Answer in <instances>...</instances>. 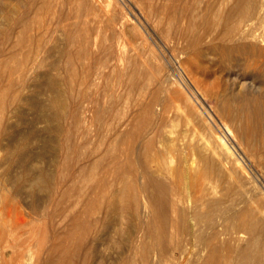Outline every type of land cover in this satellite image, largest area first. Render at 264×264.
<instances>
[{
    "label": "rangeland",
    "instance_id": "rangeland-1",
    "mask_svg": "<svg viewBox=\"0 0 264 264\" xmlns=\"http://www.w3.org/2000/svg\"><path fill=\"white\" fill-rule=\"evenodd\" d=\"M41 1L42 0H26L28 4L24 12L27 11L28 13L31 11L28 13L29 15L31 14V17L33 16L32 14H34V17H32V20L29 21L27 26H11L13 28L12 34L14 35L11 36L10 39L5 36L3 37L4 33H0V60H3L2 63L4 62L2 66L7 67V70H5L6 68L4 69L5 74L8 75V69L10 71V67L12 68V80L15 81L14 83L16 84L14 88L5 91L2 86L7 82V75L1 74L2 81L0 88L4 91L0 92L7 93L5 95L3 94L4 99H0V116L4 114L3 111L5 112V115L0 117V264H30L31 250L34 253H38L41 257H45L46 254L44 255V253H42L40 243L44 240L52 239L54 232L52 229L44 231L40 223H42V221L46 223L61 222L62 228L57 231L64 233L67 228L63 225H66L73 219L75 215L73 211L85 205L89 198L88 196L91 194L90 187L95 180L98 181L102 176H105L106 180L108 179L105 188V190H108L107 196H111L112 194L110 193L114 194V192L117 191V177L110 171L111 169L106 171L102 169L104 161L98 166L99 169L98 167H96L97 169H90L93 171H90L88 169L90 167L87 166L84 174L79 176L74 173L72 164H74L76 158L86 163V157L84 156L87 154H92L91 158L94 156L96 157L98 153L94 152V150L98 151L99 147L100 149L106 147L109 142L108 139L110 138L109 133L117 120L121 119V116L125 114L142 113L144 105L152 106V111H149L151 113H148L145 119H142L145 122L161 119L164 126L162 130H165L163 132V134H165L163 135L165 144H162L167 145L170 143V140L175 138L174 140L178 144L180 143L189 151L186 155L187 162L192 161L194 164H199L205 157L209 160L211 159V152L207 150L210 144H214V137L211 136V133H213V135L214 132H217L219 135L223 134L222 136L230 143L234 157L248 174L245 178L237 181L238 183L235 182L232 177L228 178L229 180L224 177L221 181L223 184H221L220 187L228 191L227 198L231 196L230 200H233L231 202H233L235 210L238 211V216L248 221L253 228L252 230H255L252 232L258 238L260 237L258 239L259 245L254 247V252L256 253L257 251V254H259L260 252L258 251H261L262 262L258 263L264 264V253H262L264 252V196L261 194V191L264 192V145H262L264 144V110H256L255 112L252 111L253 108L250 107L249 116H246L242 120L241 132L244 133L243 135L245 138L248 137L249 141L250 151H247L246 145L239 140L238 137L232 138L226 133L222 124L223 117L221 107L218 106L217 103L222 94H227L229 97L231 96L232 99H235V94L237 99L245 97V99L248 100V97H250L248 101H252V95H254L253 99L255 97L260 99L261 97L259 95V98L258 94L261 93L262 98H264L263 90L258 89L255 91V88H253L251 93L249 92L250 89L247 88V82L251 80L252 77V79H254L253 82L256 84L258 82L261 84L264 81V69H259L258 67L253 69V65L249 66L250 61H246L245 58L247 57L242 53L239 54V52H232L230 57L232 59L233 56V59H228L230 63L226 61L225 63H221V65L220 62H218L217 54L209 52L206 49L207 46H204L209 43L207 39H204L206 42L202 40L203 43L202 41L200 42V40H192L194 39V35L200 31V19L198 20V17L191 18V13H188L186 6H188V4L194 5L197 0H193L194 3L192 0H95L96 2H94V0L93 2L89 0V3L91 2L93 4L90 3L91 10L95 9L92 10L93 13L91 14L93 17H96V20L93 19L90 25L91 27L92 23L93 25L96 23V25L93 26V29L96 31H92L93 29L90 28V33L92 32V36L95 35L96 37H93L95 45L93 43L91 44V55H88L89 57L86 54L77 55L76 51L78 48L76 47H78L79 43L75 41L77 45L75 43L72 44L73 46L70 44L68 45L66 36H64L65 34L62 31L64 29L63 25H65L67 21H70L66 20V11H69L71 16H73V11L79 10L78 8L81 9L78 12H83L82 8L84 5L72 1L70 4L65 3L62 7L61 5L56 6V2H52L50 6L47 4L39 9L37 7L40 6ZM94 3L95 6L99 3L97 9ZM29 4L32 6H29ZM101 5L104 9H107L105 11H103V8L102 10L99 9L102 7ZM148 5H152L150 6L152 9H150ZM195 5H198V1ZM85 7L88 8L89 5H85ZM85 7L83 10L87 9ZM163 7L166 9L162 10ZM69 8L70 10H68ZM160 8L161 12L159 10ZM85 11L83 13H85ZM96 11L101 13L98 14ZM107 11L114 13L116 20L118 19L115 25L109 22H107L108 24L106 23L105 20H108V14H111L110 12L107 14ZM94 12L98 14V16H101L102 19L100 17L99 19L101 20H97L98 16ZM104 12H106L105 15ZM159 12L160 14H158ZM157 15H159V17ZM1 16L2 14L0 17ZM92 16L90 15L89 18L91 19ZM121 17L123 21L120 19ZM1 19L4 21V17H1ZM194 20H196L197 23H194L195 26H193ZM101 21H103L102 25H100ZM119 21H121L120 23L127 21V23L125 22V26L123 24L122 26L119 24ZM171 21L173 23H171ZM181 21L184 22L182 23ZM133 25L134 27H131ZM21 29L23 31L20 33ZM45 30H47V33H45ZM217 30L218 28H214V32H212L217 33ZM191 31L194 32L190 33ZM42 32L44 33L42 36L43 38L40 37ZM183 34H187V36ZM16 37H19L18 41L20 43L23 40L20 44L22 46L18 45L16 48H12L11 44L13 40H16ZM186 39L191 41L189 42ZM99 42L101 45H99ZM108 46H112L109 51ZM70 47L71 53L69 50ZM196 47H198V49ZM94 49L97 52H94ZM111 52L112 54L115 53L112 56L109 55V59L112 58V62L107 63L110 62L109 59L106 60L107 62L103 61L106 55ZM105 53L106 55H104ZM99 54H103L105 57L102 59V56L98 57ZM211 54H214V59L211 57L213 56ZM84 55L85 57L82 59L81 57ZM7 57H11L12 59ZM215 57L217 59H215ZM97 59L101 62L99 61V63ZM242 59L247 62V65L244 64L245 61H242ZM87 60L90 61L88 62ZM232 61L235 63L237 62V64H234ZM82 62L86 65H82ZM105 62L108 64V67L105 66ZM224 64H226V66ZM243 65H245V68ZM2 66L0 65L3 69L4 67ZM95 66L100 67L97 69ZM248 66L252 68L249 70ZM83 69L86 70L84 71ZM0 73H4L3 70L0 69ZM236 77L239 78L237 79ZM241 81L242 83H240ZM237 85H239V90ZM226 88H230L231 90L229 89V91ZM200 89L201 93L199 92ZM239 93L240 97L238 96ZM243 93H247L248 95L246 94V96H243ZM256 93L258 94L256 95ZM12 94L14 97L16 96L15 99ZM188 99L189 101H187ZM2 102H5V104H2ZM231 106H233V104H231ZM111 107L113 109L112 116H108L107 112ZM102 108H104V110ZM73 110L76 114L80 115L81 119L79 117V121H74L75 119L72 117ZM197 110L201 113H196ZM95 113L99 114V117H96V115H94ZM202 117L205 121L202 120ZM82 118L84 119L82 120ZM247 118H249L248 121ZM136 119L135 117L134 122L139 120V118L138 120ZM211 130L214 132H211ZM206 139L211 142L208 143L209 146L206 145L208 142ZM129 140L131 142L134 140V144L137 146L140 145L139 139L134 138ZM162 144H160V146ZM120 145L122 144L116 142L113 147L115 148V146H117V148H119ZM251 148L254 151V156H252L253 153L251 152ZM256 155L262 159L256 158ZM259 160L261 162H259ZM43 171L48 173L49 179L52 182L48 179L47 183H42L43 185L40 184L31 187L28 181L29 174L32 173L31 175H37L41 174ZM21 176L24 177L22 178ZM90 182L91 184H89ZM13 185L15 188H13ZM137 195L138 203H140L138 204L136 213L138 219L134 217L130 220H128V217L123 219L119 212V214L116 213L114 207H108L105 198L102 199V195L100 196L99 194L96 196L98 199H95L93 210L86 213L84 218L93 221L94 219H101L102 216L107 213V223L105 222L104 227L102 225L99 227L98 225V228H92L91 231H87L88 235L89 233L93 235L94 232H97V234H94L105 237V240H103L104 238L100 239L102 236L97 237L100 241L102 240V242H104V247H101L99 252H97V249L96 253H94L92 259L93 264H113L115 259L122 256L120 254H125L126 249L125 252L122 250V253L120 249L123 248L111 244L114 242V235H120L125 238L126 236H132L131 234H135L136 236L134 235V238L136 239L141 233L143 234L140 224H146L145 221L150 215H148V208L143 209L142 204H144L145 199L142 193H138ZM77 202H79V204L81 202L78 208V205H76L78 204ZM97 203L99 205L101 203L104 204V206L102 205L103 211L101 206L99 210ZM71 204L73 205L72 207L70 206ZM146 211L148 214H146ZM100 212L101 214H99ZM120 220L122 221L120 222ZM135 220L138 222L137 228ZM141 220L142 222H139ZM38 225L40 226L38 227ZM116 225H119V227L115 232L114 228L117 227ZM168 227L169 226L166 228L169 232L170 227ZM135 229H137V233ZM33 233H36L35 236ZM105 234L109 235L111 238H106L107 236H105ZM73 236L74 235H72V238ZM244 236L248 237V234ZM124 238H122V240H124ZM143 238L145 239L144 236ZM147 238L146 240L148 241L149 238ZM107 239H111V241L109 240L110 244L107 243ZM117 239L121 240L119 236H117ZM244 239L246 240V238ZM244 239L242 240L243 242ZM49 241L50 240L47 242ZM12 243L13 245H11ZM67 243L70 246L71 241ZM35 244L37 246H35ZM35 247L36 249H34ZM29 248L32 249L30 250ZM116 248H119V250H116ZM101 252H104V254H101ZM2 253L4 255L3 258ZM66 255L63 262L64 264L69 261L68 254L66 253ZM205 256L204 253L203 257ZM18 258H23L24 260L19 261ZM21 261L22 263H20ZM141 263L144 264V262Z\"/></svg>",
    "mask_w": 264,
    "mask_h": 264
},
{
    "label": "bare ground",
    "instance_id": "bare-ground-1",
    "mask_svg": "<svg viewBox=\"0 0 264 264\" xmlns=\"http://www.w3.org/2000/svg\"><path fill=\"white\" fill-rule=\"evenodd\" d=\"M72 1H76L77 4L81 3L82 5H84V7H85V5H89V7H90V5L92 4L91 2H90L91 4L89 3V0H60V1L42 0L40 6H38L37 8L40 9V8H42V6L44 7V5H47V4H49V6H50L52 2H54V3L56 2V6L61 5L63 7L65 3L70 4V2H72ZM197 1H198V5H195V3L197 4ZM197 1H195V3H194L192 0L194 5L188 4V6H186V10L188 11V13H191L190 14L191 18L192 17L193 18L198 17V20L200 19L199 20L200 31L197 30L198 33L196 35H194V39H192V40H196V41L200 40V42H201L202 40L205 41L204 39H207L209 43H208V45L205 44L204 46H207L206 49L209 52H212V53L214 52L215 54H217L216 56H217L218 62H220V64L225 63L226 61H228V59L230 60L231 59L230 56H231L232 52H236V53L239 52V54L242 53L244 56L247 57L245 59H246V61L247 60L250 61L249 62L250 64L249 63L248 64H249V66L253 65V69H255L257 67L259 69L260 68L264 69V0H197ZM92 2H93V0H92ZM94 2H96V1L94 0ZM27 4L28 3L26 2V0H25V2H24V0H0V12L2 14L1 17H4V21L0 17V33H4L3 37L5 36L8 39H10L11 36L14 35V34H12L13 28L11 26H13V27H18V26L24 27V26H27V24H29L30 20H32V17H34V14H32L33 16L31 17V14L30 15L28 14L31 11H29L28 13H27V11L24 12V9L26 8ZM97 5H99V3ZM97 5L95 6V3H94V6L96 9H97ZM152 5H150V6H152ZM29 6H32V5L29 4ZM94 6H93V8H94ZM84 7L82 8V11L84 12L86 10L85 13L78 12L81 10L80 8H78L79 10H77L75 12L73 11V16H71L69 11H66L67 13L65 12L67 15L64 13L66 15L65 16L66 20H70V21H67L65 23V25H63L64 29L62 31L65 34L64 36H66V40H67L68 45L69 44L72 45L73 43H75V41H77L79 43L78 47L74 46V47L78 48L76 51L77 55L78 54L79 55L80 54H86L88 56V55H91L90 46L92 47L91 44L92 43L94 44V42H95L93 37H96L95 35L92 36V34H91L92 32L90 33V28L93 29V26L96 25V23L94 25L92 23L91 27H90V25H91V22L93 21V19L96 20L95 19L96 17H93L91 14V13H93L92 10H95V9L91 10V7L90 8L85 7L87 9L83 10ZM37 8H36V12H37ZM59 8H61V7H59ZM98 8H99V6H98ZM102 8L104 9L103 6L99 9L102 10ZM106 9L107 8H105L103 11H105ZM150 9H152V8L150 7ZM163 9H166V8L163 7L162 10ZM27 10H30V9H27ZM59 10H61V9H59ZM66 10H67V8H66ZM68 10H70V8ZM159 10L161 12V8ZM96 12L98 14L101 13V12L99 13L98 11H96ZM109 12L111 13V11H107V14ZM160 12L158 14H160ZM178 12H179V10H178ZM89 13L92 16V18H91L92 20L89 18V16H90ZM98 14H96V15L98 16ZM105 14H106V12H104V15ZM52 15H53V13H52ZM157 16L159 17V15H157ZM175 16H176V12H175ZM71 17H72V19H71ZM100 17L101 16H98L97 20H101L102 17H101V19H99ZM120 19L123 21L122 17ZM126 19H127V17H126ZM160 19L162 21L161 17H160ZM117 20H116L115 14L111 13V14H108V20H105V21H106V23L109 22L112 25H115V22ZM124 20H125V18H124ZM120 22L121 21H119V24L120 25L123 24L124 26H125V22L127 23V21H125L123 23H120ZM97 23H99V22H97ZM102 23H103V21H101L100 25H102ZM171 23H173V22L171 21ZM194 23H196V20H194L193 24ZM134 25L131 27H134ZM38 26H41V25H38ZM193 26H195V24ZM60 27H62V26H60ZM110 27H113V26H110ZM189 28L192 29L191 27H189ZM214 28H218L217 33H213ZM26 29H28V28H26ZM98 29H99V27H98ZM112 29H114V28H112ZM60 30H61V28H60ZM94 30L95 29H93L92 31H94ZM100 30H101V28H100ZM192 30H194V29H192ZM21 31H23V30L21 29L20 33H21ZM15 32H17V31H15ZM193 32L191 31L190 33H193ZM45 33H47V30H45ZM195 33H196V31H195ZM43 35H44V33L42 32V35H40V37L43 38L42 37ZM183 35L187 36V34H183ZM19 37H16V40H13V42L11 44L12 48H16L18 45H20L23 42V40L21 43L18 41ZM29 37H30V35H29ZM40 37H39V39H40ZM184 40H185V38H184ZM186 40H188V39H186ZM203 41H202V43H203ZM99 45H101L100 42H99ZM20 46H22V45H20ZM110 47H112V46H110ZM110 47L108 48V51H109V49H111ZM76 48H75V50H76ZM196 48L198 49V47H196ZM69 50L71 53V47ZM108 51L106 50L107 53H108ZM94 52H97V51L94 49ZM112 52L107 54V55L105 53L104 55H106V57L103 54L102 55L99 54L98 57L102 56V59L105 57L103 59V61H106L107 59L110 58V56L115 54V53L112 54ZM196 52H198V51H196ZM10 54H12V53H10ZM94 54H96V53H94ZM211 55H213L211 57H213V59H214V54H211ZM84 57H85V55L81 58L84 59ZM7 58H9V57H7ZM22 58H24V57H22ZM74 58H75V56H74ZM217 58L215 57V59H217ZM232 59H233V56H232ZM109 60H110V62H107V61L106 62L111 63L112 58ZM209 60H210V57H209ZM2 61L0 64L1 66L4 64V62L2 63ZM87 61L89 62L90 60H87ZM99 61L100 60H98V62ZM242 61H245V60L242 59ZM246 61L244 62V64L247 65ZM232 62H234V61H232ZM105 63H104V65H105ZM107 63L105 66L108 65ZM213 63H214V61H213ZM234 64H237V62L236 63L234 62ZM242 64H243V62H242ZM82 65H86V64L83 63ZM224 65L226 66V64H224ZM100 66H98V67H100ZM109 66H110V64H109ZM244 66L245 65H243V67ZM249 66H248V68H249ZM2 67H4V66H2ZM95 67H97V66H95ZM98 67H97V69H98ZM107 67H105V68H107ZM232 67H234V66H232ZM8 68H9V66H8ZM250 68H252V67H250ZM250 68H249V70H250ZM0 69L3 70V72H4V73H0V84H1V81H2L1 74H5V70H7V67H4L3 69L0 67ZM246 69H247V66H246ZM7 72H9L8 75L5 74V75H7V78H6L7 82L4 81L5 84L2 86V88L5 91L6 90L9 91L10 88L12 89L16 86V84L14 83L15 81L12 80L13 79L12 78V73H13L12 68L10 67V71L8 69ZM93 78H94V75H93ZM252 78H251V80L247 79V80H249L248 82L246 80V82L248 84L247 88L250 89L249 92H251L253 90V88H255V91L260 89V90H263V92H264V81L261 84L259 82L256 84L255 82H253L254 79H252ZM237 82H239V81H237ZM240 83H242V81ZM237 86H238V90H239V85H237ZM2 88H0V89H2ZM3 89L0 91H4ZM226 89H228V88H226ZM199 92L201 93V89ZM238 92H236V93H238ZM242 92H244V91H242ZM6 93L0 92V99H2V98L4 99V95ZM119 93H120V91H119ZM181 93H183V92H181ZM246 94L247 93H243L242 95L246 96ZM257 94L258 93H256V95ZM231 95H232V92H231ZM259 95L261 98L259 97ZM238 96L240 97V93ZM234 97H235V99H232L231 96L229 97L227 94H224V95L222 94V96H220V100L218 99L219 102L217 101L218 106L221 107V112H222V117H223V123L222 124H223L227 134H229L232 138L238 137V139L241 140L246 145L247 151H250L248 137L245 138V136L243 135L244 133L241 132L242 131L241 125L243 122L242 120L246 116H249L250 109H251L250 107H252L253 108L252 111H255V112H256V110L263 111L264 110V98H262L261 93L258 94V97L260 99H258L257 97H255L253 99L254 95H252V97H251L252 101H248L250 99V97H248V100H246L245 97L237 99L236 94ZM13 98L15 99L16 96L14 97V95H13ZM2 101H4V100H2ZM187 101H189V99ZM108 103H109V101H108ZM2 104H5V102L4 103L2 102ZM231 104H233V106H231ZM112 107L107 112L108 116L109 115L112 116V112H113ZM196 107H197V105H196ZM140 108H141V106H140ZM212 108H214V107H212ZM102 109L104 110V108H102ZM87 110H88V108H87ZM92 110H93V108H92ZM114 110H115V108H114ZM116 111L118 112L117 109H116ZM149 111H152V106L144 105L143 106V112L141 110L142 113H133L131 115H129V114L124 115L123 114L124 116H121V119L117 120L114 127L111 129V131L109 133V137H110L109 139L110 140L108 139L109 142L106 145V147L102 148L103 147L102 146L101 147L102 149H100V147H99L98 151L94 150V152L98 153V154H96L97 155L96 157L94 156L93 158H91L92 154L91 155L87 154L86 156H84V157H86V159H85L86 163L81 162L79 158H76V159L74 158L75 160H74V164H72L73 165L72 169H74V173L77 174L78 176L84 174V172L87 169V166L90 167V168H88L90 170L91 168H96V167L100 166V163L102 161H104V163L102 164V169L105 171L111 169L110 171L113 172V174L117 177L116 182L118 183L117 184L118 189L116 188L117 191L115 190L116 192H114V194L110 193V194H112L111 196H107L108 190H105V188H106V184L108 182L107 181L108 179L106 180L105 176H102L101 178H99L98 181H96L94 179L95 181L94 182L92 181L93 183L90 187L91 194H90V196H88L89 197L88 200L86 201L85 205L82 208H78L79 205L81 204V202H80V204H79V202H77L78 204H76V205H78L77 206L78 209L73 211V212H75L73 219L70 222H68L66 225H63L64 227L66 226V228H67V230H65L64 233L57 231L58 229L62 228L61 222L46 223L45 221H42V223H40L41 228H43L44 231L45 230L49 231L52 229V231L54 232L53 233L54 235H53L52 239H48V240H50L49 242H47L48 240H44V241H42V243H40V248H41L42 253H44V255L46 254L45 257L44 256L41 257L38 253H34L31 250L32 248H29L31 250L30 264H64L63 263L64 259L67 256L66 253L68 254V257H69V261L66 262V264H93V262H92L93 261L92 260L93 255H94V253H96L97 249H98L97 252H99V249L101 247H104V242H102V240L100 241L99 238H97V237H100L102 235L97 236V235H95V234H97V232L96 233L94 232L95 233L94 234L93 231H92L93 235L90 233L88 235L87 231H89V230L91 231L92 228H98L97 227L98 225H99V227H100V225H102L104 227L105 222H106V215H107V213L104 214L101 219H94V220L92 219L93 221L84 218L86 213H88L89 211L91 212V210H93V207L95 206V199H98L96 196H98L99 194H100V196L102 195L101 197H103L102 199L105 198L106 205H108V207H114L116 210V213L119 212L120 215L123 217V219L125 217L126 218L128 217V220H130V219H133L134 217H136V213L138 210L137 209L138 204H140V203H138V200H137L138 199L137 198L138 193L139 194L142 193V195L145 199V201L143 200L144 204H142V205H143V209L148 208L149 214L147 211H146V214L150 215L149 216L150 219H149V217H147V220L145 221L146 224H140L141 226L139 225L142 228L143 234L141 233V235H139L138 238H136V239L134 238L136 235L134 234L135 235L134 236L131 233L130 234L132 236H129V237L126 236L125 238L121 237L120 235H117L120 237L121 240L117 239V236L114 235V239H113L114 242L111 244H115V245H118L119 248L120 247L123 248V249H120L121 250L120 252H122V253H123L122 250H124V252H125V249H126L125 254H120V253L116 252L122 256L119 255L120 256V257L118 256L119 258L116 257L117 259H115V261L113 260L115 262V264H140L141 262H144V264H187V263L188 264H201V263L202 264H259L260 262H262V255L260 254L261 251H258V252H260L259 254H257V251H256V253L254 252V247L259 245L258 239L260 237L258 238L252 232L255 230H252L253 228L251 227V225L249 224L248 221L243 220L238 216V211L235 210L233 202H231L233 200H230L231 196L227 198V196H228L227 192L228 191H226L225 189L220 187V185L223 184V183H221V181L224 177H226L227 180H229L228 178L232 177L233 180L235 182H237L240 179L245 178L246 175L248 174L244 170L243 166H241L239 164L238 160H236V158L234 157L232 146L230 145V143L222 136L223 134L219 135L217 132H214L211 130V132H214V135H213V133H211V136L214 137V141H213L214 144L213 145L210 144V146H209L208 143L210 142V140L206 139V141L208 140L206 145L209 146V147H207V150H210V152H211L210 154L212 155L211 159L209 160L207 157H205V158L203 157L204 159H202V162L199 161L200 162L199 164L198 163L194 164L192 161L187 162L186 161V155L189 151L187 150L186 147H183L180 143L178 144L174 140L175 138L172 140L169 139L170 143L167 145H164L165 143H164L163 135H165V134H163V132L165 130H162V127H164V126H163V121H161V119H157L156 121H146V122L143 120L148 115V113H151ZM197 111H196V113H198V114L201 113V112L199 113V110H197ZM94 112H96V111H94ZM259 112H258V114H259ZM3 113H4L3 115H5L4 111H3ZM93 113H92V115H93ZM3 115H1L0 117H2ZM94 115H96V117H99V114H97V113H95ZM100 115H101V113H100ZM254 115H255V113H254ZM151 116H152V114H151ZM72 117L75 119L74 121H79L80 115L76 114V112H74V110H73ZM135 117L137 118L136 120H138V118H139V120L136 122H134ZM249 118H252V117H249ZM249 118H247V121ZM80 119H81V117H80ZM83 119L84 118H82V120ZM202 120H203V117H202ZM203 121H205V120H203ZM245 123L247 124L248 122H245ZM129 127H131V128H129ZM208 129H209V127H208ZM3 130H4V128H3ZM205 130H206V128H205ZM134 138L139 139L140 145L137 146L134 144L135 143L134 140H133L134 142L133 141L131 142L129 140V139H134ZM116 142H118L122 145H120L119 148H117V146H115V148H114L113 146H114V144H116ZM162 143H164V144H162ZM263 143H264V141H263ZM73 144H75V143H73ZM160 144H162V145L160 146ZM262 145H264V144H262ZM73 147H75V146H73ZM252 147H253V145H252ZM251 152L253 153L252 156H254L253 149L251 150ZM256 158L262 159L259 156H257ZM259 162H261V161L259 160ZM186 163H188V164H186ZM136 164H137V166H136ZM98 169H99V167H98ZM90 171H93V170H90ZM31 174H29L30 176L28 177V181H29V184L31 187L40 185L42 183L44 184V182L47 183V181L49 179L48 173L44 172V171L41 174H37V175H31ZM69 174H70V172H69ZM26 175H24V176H26ZM100 175H101V173H100ZM98 177H99V175H98ZM92 179H90V180H92ZM96 179H97V177H96ZM71 180H73V179H71ZM239 183H241V182H239ZM89 184H91V182ZM19 186H18V188H19ZM111 186H112V184H111ZM13 188H15L14 185H13ZM261 194L264 196V192L261 191ZM262 195H261V197L263 198ZM106 197H107V199H106ZM76 200H78V199H76ZM97 202L99 203L98 200H97ZM75 203H74V205H75ZM102 205L104 206L103 203H101L100 205L98 204L97 206H98L99 210H100V206H101V209L103 211ZM70 206L72 207L73 205L71 204ZM67 209H68V207H67ZM110 209H112V208H110ZM71 210H72V208H71ZM97 213H98V211H97ZM99 214H101V212ZM120 215H118V216H120ZM67 216H70V215H67ZM257 216H259V215H257ZM97 217H98V215H97ZM137 217H138V215H137ZM141 219H144V218H141ZM61 220H62V218H61ZM121 221L122 220H120V222ZM139 222H142V220ZM137 223L138 222L136 221V228L138 227ZM21 224H23V223H21ZM118 224H120V223H118ZM39 226L40 225H38V227ZM167 226L170 227V228L168 227L169 232H168V229L166 228ZM114 227H115V225H114ZM118 227H119V225L116 228H114L115 230L113 228L112 229L116 232L117 231L116 229H118ZM135 231L137 233V229H135ZM33 234L35 236L36 233H33ZM111 234H112V232H111ZM246 234H248V237L244 236ZM72 235H74L73 238H72ZM105 236H107L106 238H108V237L111 238L109 235L105 234ZM143 236L145 237V239L143 238ZM147 237L149 238L148 241H150V242H148L146 240ZM122 238H124V240H122ZM244 238H246V240ZM100 239L105 240V237L102 236V238H100ZM243 239H244V242L242 241ZM109 240L111 241V239H109ZM109 240L107 243L110 244ZM69 241H71L70 246L67 243ZM240 241H242V242H240ZM36 244H37V241H36ZM36 244H35V246H37ZM11 245H13V243ZM97 247H99V248H97ZM113 247H114V245H113ZM119 248H116V250L117 249L119 250ZM34 249H36V247ZM30 250H29V252H30ZM204 253L206 255L205 257H203ZM262 253H264V252H262ZM6 254H8V253H6ZM101 254H104V252H101ZM3 256L4 255L2 253V258H3ZM99 256H101V255H99ZM19 258H18L19 261L24 260L23 258L22 259H19ZM104 258L108 259L106 257H104ZM18 260H17V262L19 263ZM114 262H113V264H114ZM20 263H22V261Z\"/></svg>",
    "mask_w": 264,
    "mask_h": 264
}]
</instances>
